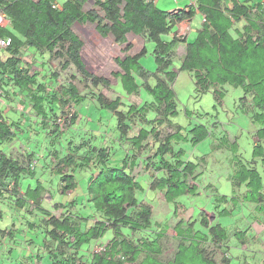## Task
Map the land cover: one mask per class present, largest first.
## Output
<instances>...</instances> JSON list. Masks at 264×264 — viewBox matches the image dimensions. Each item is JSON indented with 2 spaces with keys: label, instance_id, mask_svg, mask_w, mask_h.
Here are the masks:
<instances>
[{
  "label": "trees",
  "instance_id": "obj_1",
  "mask_svg": "<svg viewBox=\"0 0 264 264\" xmlns=\"http://www.w3.org/2000/svg\"><path fill=\"white\" fill-rule=\"evenodd\" d=\"M0 9L9 22L0 36L11 38L10 45L0 50L4 103L0 106V201L5 199L17 212L9 226L0 227V254L21 253L25 248L26 256L21 257L29 264L32 259L42 264L43 257L49 264H231L227 226L211 224L202 211L196 227L195 219L180 216L190 205L181 198L200 195L207 157L226 151L231 193L218 194L211 183L202 187L212 191L214 202L226 205L218 209L216 204L211 213L215 218L230 216L242 205H252L251 219L264 227V217L259 216L264 214V0H194L170 11L159 9L153 0H0ZM196 13L204 21L188 40L178 33L179 24L191 21ZM85 25L119 47L108 75L96 73L84 62V40L75 26ZM144 33L153 43V70L139 60L148 51L146 45L134 50L129 39ZM162 34L171 38L163 40ZM179 45L185 51L173 70ZM179 71L193 78L195 102L210 90L215 106L222 103L225 85L241 89L236 105L256 126L249 158L239 152L236 137L227 134L213 137L209 154L184 158L180 144L195 146L212 133L206 125L190 122L194 112L187 108L183 109L187 125L173 122L177 114L173 84ZM116 82L126 97L137 99L124 102L119 96L91 91L99 86L110 90ZM141 91L151 98L142 100ZM93 100L91 108L114 116L110 136L104 144L94 143L92 136L78 141L67 137L61 147L62 136L77 127L82 103ZM41 132L46 152L55 159L50 170L58 176V190L68 195L67 200L54 202L52 210L42 206L47 190L38 178L33 186L27 183L19 190L20 179L33 178L40 155L43 160L47 156L27 149ZM14 142L25 151L17 146L11 150ZM44 165L48 166L45 161ZM138 169L148 181L137 178ZM77 179L85 191L79 204L74 196ZM144 191L170 207L174 224L155 218ZM250 229L239 227L232 236L242 245ZM169 230L176 248L172 258L163 259L161 240ZM90 244L101 249L86 255ZM208 245L224 248L221 263Z\"/></svg>",
  "mask_w": 264,
  "mask_h": 264
},
{
  "label": "rangeland",
  "instance_id": "obj_2",
  "mask_svg": "<svg viewBox=\"0 0 264 264\" xmlns=\"http://www.w3.org/2000/svg\"><path fill=\"white\" fill-rule=\"evenodd\" d=\"M61 3L64 0H57ZM155 6L161 10L170 11L172 9L183 8L186 4L190 3V0H154ZM91 2H87L86 8H89ZM191 23L194 28H197L201 25V16L199 14H195L191 19ZM75 30L82 36L84 40V47L82 50V56L86 66L95 71L98 74L108 75V73L114 68L112 58L114 56L119 55V48L117 45H114V42L111 38H101L91 25L85 26H75ZM195 36L194 30H192L187 36L188 40L193 39ZM161 39L167 40L171 38L169 34H162L160 36ZM129 39L136 46H140L141 44H145L148 51L142 56L139 60L147 69L153 70L155 68V64L151 55V49L153 47V43L149 42L148 37L142 35L132 36L130 35ZM183 46H178L176 49V55L173 59L171 69L177 70L180 64V59L183 54ZM46 68V67H45ZM46 73L45 70L42 71ZM194 80L191 75L187 71H179L177 74V78L173 84V89L176 94L177 100V114L173 117V122L185 126L189 120L185 117L183 113V109L187 108L194 113L191 116L190 122H200L208 127L212 134H209L203 141L199 142L195 146H191L188 142L180 144L181 147L185 150V159H193L195 156H200L202 154H209L210 145L213 142V137H218L221 134H227L230 138L236 137L237 142L239 143V152L246 158L250 157L251 146L253 142L252 134L256 129V126L253 125L249 119V117L242 113L241 109L237 107L236 103L238 98L242 95V91L240 88H234L230 85H225L224 88L226 93L222 100L221 104H216L214 106V99L211 91L209 90L205 94H202L196 102L193 100L194 93ZM87 89L84 90L86 92ZM91 91L95 94L101 92L104 93L107 97L114 98L119 96L124 102L134 101L136 97H126L118 86V83H113L112 88L110 90H105L102 87L91 88ZM141 93L142 100H149L151 97L147 93L143 91ZM134 98V99H133ZM93 101H85L82 103L81 107L78 109L79 119L77 121L76 129L72 127L68 129L67 132L60 139L61 147L66 146V139L78 141L80 138L86 137H94V143L100 144L103 140H107V135L110 136L111 129L114 125V116L111 112L98 109L97 107L91 108ZM95 104V103H94ZM0 105L1 102H0ZM27 111V110H26ZM199 113V115L197 114ZM206 113V115H204ZM12 116L11 114H8ZM26 115H29V112H26ZM16 116V115H15ZM100 116V123L96 122V118ZM14 118V117H12ZM27 119H30V122L34 124L35 129L39 128V124L35 123L30 116H27ZM213 122H217L213 124ZM75 129V130H73ZM74 134H73V133ZM43 133H39L36 140L33 136V141L27 145V149L29 151L34 150L35 154H46L45 160L42 159L40 162L34 165L35 176L31 178V176H25L20 179V192L23 191V188L27 183H30L31 186L34 185V180L39 179L47 190L44 193V200L42 201V206L52 210V204L54 202L64 201L68 199V195L62 193L59 189V181L58 176L51 173L50 166L54 163L55 159H53L52 155L46 152L45 147L47 146L46 140L44 141L41 137ZM26 142V141H25ZM109 141L108 144H110ZM104 144V143H101ZM24 145V142H23ZM13 146V147H12ZM11 146V150H16V146L19 148L20 152H24L25 149L19 143L14 142ZM50 151H52L50 149ZM62 151V150H61ZM228 153L226 151H219L213 155L207 157L208 164L205 168H203V175L200 179V187L198 188L200 191V195L194 197L183 196L181 200H185L190 202L188 205V209L182 210L180 216L188 217L190 220H196V226L198 225V215L203 211L205 215L209 218L211 224L215 222H220L227 226L229 233V240L227 242V255L231 257V264H264V227L260 224H257L250 217L254 214L252 205H242L241 208L237 212H233L230 216H224L215 218V216L211 213L213 211L216 204L219 208H223L226 206L224 203H218V201L214 202V197L211 196L212 191L203 190V186L207 183H211L214 188H216V192L218 194H226L229 195L231 193V185L227 181V174L229 171L228 167ZM44 161L48 165L45 167ZM27 175V174H23ZM137 178H142L143 180L148 181L146 175L141 172L136 173ZM77 185L75 189V200L76 203H80L81 200L85 199V191L82 186L80 180L77 179ZM151 192V191H150ZM50 194L51 199H48L47 194ZM142 195V194H141ZM140 196V194H138ZM143 196L146 198V201L151 203L154 206L155 210V218L159 220L161 223H168L170 225L176 222V219L172 217L170 213V207L166 206L163 201H161L158 197H152L151 193L144 191ZM153 199V200H152ZM10 213H13V220H15V216L17 212L15 208L8 207ZM7 211V212H9ZM179 216V217H180ZM260 217H264V214H260ZM6 217V216H5ZM5 217H0V227L2 225L8 224L7 219ZM259 217V218H260ZM6 220H5V219ZM4 219V220H2ZM259 223H262V220L256 219ZM91 221L87 224L83 225L85 229ZM249 225L251 227L250 231H247V239L244 244H240L237 239L232 236V232L234 229H239V227H247ZM253 233L255 235H253ZM110 232H107L106 235H109ZM24 236L21 237V240ZM22 243V241H21ZM38 243V242H37ZM36 243V245H38ZM161 245L163 246V259L173 255L176 248V241L171 236V231H168V235L164 236L161 240ZM209 250H212V254L215 259L221 263V258L224 255L223 249L213 248L208 245ZM100 246L90 244L87 246V251L83 253L88 255L91 251L99 250ZM22 256H26L25 248H23L21 253H18L17 250L13 251L10 258L6 255L0 254V264H29V259L22 258ZM31 259V258H30ZM42 264H46L48 260L43 257ZM27 260V262H25ZM32 263L33 259L31 260Z\"/></svg>",
  "mask_w": 264,
  "mask_h": 264
},
{
  "label": "crops",
  "instance_id": "obj_3",
  "mask_svg": "<svg viewBox=\"0 0 264 264\" xmlns=\"http://www.w3.org/2000/svg\"><path fill=\"white\" fill-rule=\"evenodd\" d=\"M155 3V2H154ZM192 30H194L193 29V26H192V23H191V21H183V22H181L180 24H179V28H178V33L180 34V35H183V34H186L187 36L189 35V33L192 31ZM140 35H142V34H140ZM144 36H147L145 33L143 34ZM150 42V41H149ZM114 45H116L115 43H114ZM179 46H182V45H179ZM140 46H136L135 44H134V50H137L138 48H139ZM117 48H119L118 46H117ZM47 197H49L48 195H47ZM48 199H51L50 197L48 198ZM6 205H8V207H10L9 206V204L8 203H6L5 204V199H3V200H1L0 201V217L2 218V217H5V218H8L7 219V222H8V224H3L2 225V227L3 228H5V226L7 227V226H9L10 225V223L11 222H13L14 220H13V213L11 214L10 213V211L8 210L9 208L6 206ZM12 208V207H11ZM7 211H9V212H7ZM16 217V216H15ZM14 217V218H15ZM1 218H0V221H1ZM4 218V219H5ZM4 219H2V220H4ZM6 220V219H5ZM13 220V221H12ZM1 227V228H2ZM0 249L2 250V247L0 246ZM3 253H4V251H3ZM9 258H10V256L11 255H7ZM15 264V263H14Z\"/></svg>",
  "mask_w": 264,
  "mask_h": 264
},
{
  "label": "built area",
  "instance_id": "obj_4",
  "mask_svg": "<svg viewBox=\"0 0 264 264\" xmlns=\"http://www.w3.org/2000/svg\"><path fill=\"white\" fill-rule=\"evenodd\" d=\"M193 2L194 0H190V3H193ZM8 25H9V22H8V18L6 17V14L4 13L2 9H0V30L6 28ZM10 43H11L10 37L0 36V50H4L6 47L10 45ZM1 93H2V90H0V95ZM0 102L4 104L2 97L0 98Z\"/></svg>",
  "mask_w": 264,
  "mask_h": 264
},
{
  "label": "clouds",
  "instance_id": "obj_5",
  "mask_svg": "<svg viewBox=\"0 0 264 264\" xmlns=\"http://www.w3.org/2000/svg\"><path fill=\"white\" fill-rule=\"evenodd\" d=\"M153 1H154V0H153ZM202 19H203V18H201V21H204V20H202ZM182 46H183V52H184V51H185L184 45H182ZM183 54H184V53H183ZM183 54H182V55H183ZM181 57H182V56H181ZM0 98H1V97H0ZM1 104H2V103H1ZM3 105H4V104H2V105H0V106L3 107ZM196 227H198V225H197ZM167 234H168V232H167ZM172 235H173V234L171 233V236H172ZM100 249H101V247H100ZM100 249H99V250H100ZM95 251H98V250H95ZM173 254H174V253H173ZM172 256H173V255H172ZM172 256H171V258H172Z\"/></svg>",
  "mask_w": 264,
  "mask_h": 264
}]
</instances>
